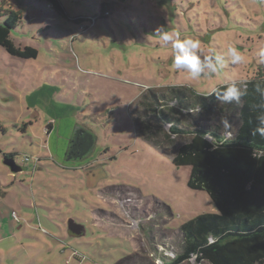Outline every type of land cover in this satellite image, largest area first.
Returning <instances> with one entry per match:
<instances>
[{"label":"rangeland","instance_id":"374dc122","mask_svg":"<svg viewBox=\"0 0 264 264\" xmlns=\"http://www.w3.org/2000/svg\"><path fill=\"white\" fill-rule=\"evenodd\" d=\"M57 1L64 14L45 0L5 6L21 12L10 32L15 46H31L37 57L0 47V264H165L181 251L180 225L217 209L204 190L188 187L190 166L173 164V144L138 135L132 109L148 88L201 93L252 78L264 68L256 55L264 0ZM101 2L108 15L90 25ZM161 27L198 39L223 67L190 80L173 69L171 46L154 34ZM229 45L244 64L229 62ZM77 127L92 131L94 149L68 160ZM8 153L21 171L3 163ZM69 219L83 235L68 232Z\"/></svg>","mask_w":264,"mask_h":264},{"label":"trees","instance_id":"16d2710c","mask_svg":"<svg viewBox=\"0 0 264 264\" xmlns=\"http://www.w3.org/2000/svg\"><path fill=\"white\" fill-rule=\"evenodd\" d=\"M45 1L52 12L64 14L57 0ZM107 4L101 2L95 20L108 15ZM7 5V0H0V47L18 58H36L35 48L15 46L11 39L10 32L21 21V12L6 8ZM77 19L81 18L71 20ZM248 80V92L240 104H224L215 96H200L187 85L148 88L135 101L137 107L131 115L138 135L159 147L173 144V164L190 166L188 187L204 190L217 209L199 213L180 225L181 251L165 264H180L192 257L197 264H264V157L253 156L254 151H264V137L251 134L257 112L264 110V95L256 91L257 86L264 89V68H257ZM199 106L198 114L189 111L195 112ZM225 117L233 126L236 139L214 150L203 137L208 134L219 140L228 131L221 123ZM164 125L168 126L165 131ZM94 145L92 131L77 127L65 156L68 160L84 159ZM5 156L13 158L14 154ZM209 234L216 240L210 246Z\"/></svg>","mask_w":264,"mask_h":264},{"label":"clouds","instance_id":"9594fccd","mask_svg":"<svg viewBox=\"0 0 264 264\" xmlns=\"http://www.w3.org/2000/svg\"><path fill=\"white\" fill-rule=\"evenodd\" d=\"M154 34L165 45L171 46L174 53L172 60L173 69L186 72L190 80H198L202 76L214 74L219 71V68L223 67V58L218 55H206L198 39H192L190 37L181 38L179 32L164 31L162 27L158 28ZM225 54L232 65H240L246 62L245 55L233 45H229L226 48ZM256 55L258 62L264 65V47L259 48ZM248 83H250L249 80L232 79L226 85L216 86L206 92L199 93V95L204 97L215 96L216 99L224 104H231L232 102L240 104L241 98L247 95ZM256 91L264 95V89H261L259 86L256 87ZM189 111L194 115L198 114L201 111V106L195 112L191 109ZM256 121V126L252 129L251 134L253 136L259 135L260 137H264V110L257 112ZM221 123L228 131L226 134L222 133L219 140L215 136L208 134H205L203 137V139L212 144L214 150L236 139L237 134H234L231 130L232 126L228 119L226 117L223 118ZM253 156L256 158L264 157V151H254ZM215 242V238L209 234L207 244L210 246Z\"/></svg>","mask_w":264,"mask_h":264},{"label":"water","instance_id":"95a60500","mask_svg":"<svg viewBox=\"0 0 264 264\" xmlns=\"http://www.w3.org/2000/svg\"><path fill=\"white\" fill-rule=\"evenodd\" d=\"M3 163L7 165L13 173L21 171V167L14 163L12 157H6V159L3 160ZM67 230L70 234L75 236H81L84 234L83 225L77 224L73 219L68 220Z\"/></svg>","mask_w":264,"mask_h":264},{"label":"built area","instance_id":"2783aa9c","mask_svg":"<svg viewBox=\"0 0 264 264\" xmlns=\"http://www.w3.org/2000/svg\"><path fill=\"white\" fill-rule=\"evenodd\" d=\"M106 13H107V12H106ZM89 21H90V25H92V23H94V21H95V16H94V17H90V18H89ZM25 158L27 159L28 157H25ZM12 215H13L14 218H17L16 215H15L14 213H12Z\"/></svg>","mask_w":264,"mask_h":264}]
</instances>
